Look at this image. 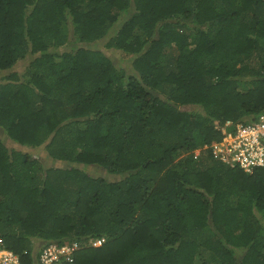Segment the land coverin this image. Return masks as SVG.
<instances>
[{
    "label": "trees",
    "instance_id": "obj_1",
    "mask_svg": "<svg viewBox=\"0 0 264 264\" xmlns=\"http://www.w3.org/2000/svg\"><path fill=\"white\" fill-rule=\"evenodd\" d=\"M4 72L2 135L66 165L0 135V238L26 264L72 242L76 264H264V169L209 149L264 113V0H0Z\"/></svg>",
    "mask_w": 264,
    "mask_h": 264
},
{
    "label": "built area",
    "instance_id": "obj_2",
    "mask_svg": "<svg viewBox=\"0 0 264 264\" xmlns=\"http://www.w3.org/2000/svg\"><path fill=\"white\" fill-rule=\"evenodd\" d=\"M222 131V140L210 148L216 160L247 174L264 169V113L252 123L227 122ZM103 242L104 240H92L89 243L93 247H100ZM78 248L76 242L62 245L51 243L43 248L34 264H76ZM0 264H26L19 255L6 248L2 238Z\"/></svg>",
    "mask_w": 264,
    "mask_h": 264
},
{
    "label": "rangeland",
    "instance_id": "obj_3",
    "mask_svg": "<svg viewBox=\"0 0 264 264\" xmlns=\"http://www.w3.org/2000/svg\"><path fill=\"white\" fill-rule=\"evenodd\" d=\"M106 43V40L105 41H102L98 44L95 45V47L97 49H100V50H103L116 64H120V65H125V61H122V57H121V53L119 52H116V51H106L105 50V45ZM28 65V61H24V62H19L16 66V68L14 69V71L16 70L17 72H20L22 73L26 66ZM124 67V66H123ZM131 68V67H130ZM6 75H8V73H0V80H2ZM1 131V130H0ZM0 135L3 137L4 139V142L5 144L7 145V147L9 148H15L17 151H23L25 153H29L33 156H36L38 157L39 159H41V162L44 164V166L46 168H54V167H58V168H65L66 165L63 164V163H57L55 161H52L50 158H48V156L42 151V150H33V149H26V148H23V147H20L18 145H14L13 142H11L10 140H8L6 137H4L2 135V131L0 132ZM91 173L96 175V176H103V177H106L108 178L110 181L113 180V181H116L118 178L116 177H112V176H108L106 174V171L102 168H97V169H92L91 170ZM90 245V243H89ZM91 247H93L92 245H90Z\"/></svg>",
    "mask_w": 264,
    "mask_h": 264
},
{
    "label": "clouds",
    "instance_id": "obj_4",
    "mask_svg": "<svg viewBox=\"0 0 264 264\" xmlns=\"http://www.w3.org/2000/svg\"><path fill=\"white\" fill-rule=\"evenodd\" d=\"M228 122H230V121H228ZM225 125H226V124H225ZM224 127H225V126H224ZM224 127H223V128H224ZM223 128H222V129H223ZM222 129H221V130H222ZM222 132H223V131H222ZM221 140H222V139H221ZM215 143H217V142H215ZM215 143H214V144H215ZM212 145H213V144H212ZM212 145H211V146H212ZM211 146L209 147V149L211 148ZM200 151H201V149L197 150V151H196V155H197V152H200ZM197 156H198V155H197ZM220 162H221V161H220ZM224 164H225V163H224ZM226 165H228V164H226ZM228 166H229V165H228ZM230 167H231V166H230ZM232 168H233V167H232Z\"/></svg>",
    "mask_w": 264,
    "mask_h": 264
}]
</instances>
